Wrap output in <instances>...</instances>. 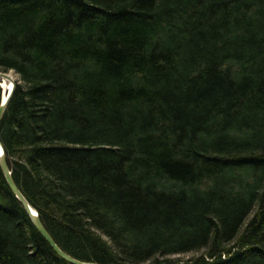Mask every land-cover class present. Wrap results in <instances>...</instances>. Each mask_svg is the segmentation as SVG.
<instances>
[{
    "label": "trees",
    "instance_id": "1",
    "mask_svg": "<svg viewBox=\"0 0 264 264\" xmlns=\"http://www.w3.org/2000/svg\"><path fill=\"white\" fill-rule=\"evenodd\" d=\"M0 71L13 177L66 253L264 264V0H0ZM0 264H72L1 167Z\"/></svg>",
    "mask_w": 264,
    "mask_h": 264
},
{
    "label": "water",
    "instance_id": "2",
    "mask_svg": "<svg viewBox=\"0 0 264 264\" xmlns=\"http://www.w3.org/2000/svg\"><path fill=\"white\" fill-rule=\"evenodd\" d=\"M7 81H10L12 83V86L10 87L8 92H6V90L4 89V84ZM0 86L3 89V98H2L1 105H0V125H1V122L5 116L6 110L12 98V95L17 86V79H15L12 72L5 73V72L0 71ZM5 94L7 95L5 96ZM0 167L7 180L9 187L11 188L12 192L17 197V199L24 206L26 211L29 213L36 229L39 231V233L45 238V240L49 243V245L53 248V250L61 258L65 259L66 261L72 264H98V263H91V262H85V261L78 260L74 258L73 256L69 255L68 253H66L59 246V244L56 242V240L53 238L51 233L48 231V229L44 225V222L42 221L38 210L31 205V203L27 200V198L24 196V194L20 190L18 184L16 183L13 177V171L6 157L5 149L3 147L1 140H0Z\"/></svg>",
    "mask_w": 264,
    "mask_h": 264
},
{
    "label": "bare ground",
    "instance_id": "3",
    "mask_svg": "<svg viewBox=\"0 0 264 264\" xmlns=\"http://www.w3.org/2000/svg\"><path fill=\"white\" fill-rule=\"evenodd\" d=\"M12 86V83L10 81H7L5 84H4V89L6 90V92L9 91L10 87ZM7 94H5L6 96Z\"/></svg>",
    "mask_w": 264,
    "mask_h": 264
},
{
    "label": "rangeland",
    "instance_id": "4",
    "mask_svg": "<svg viewBox=\"0 0 264 264\" xmlns=\"http://www.w3.org/2000/svg\"><path fill=\"white\" fill-rule=\"evenodd\" d=\"M12 74L14 75L15 79H18V76L17 74H15L14 72H12ZM194 254H189V255H184L186 256L187 258H190L191 256H193Z\"/></svg>",
    "mask_w": 264,
    "mask_h": 264
}]
</instances>
